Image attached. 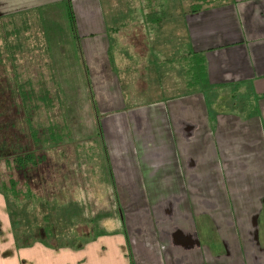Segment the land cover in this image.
<instances>
[{"label": "crops", "instance_id": "obj_1", "mask_svg": "<svg viewBox=\"0 0 264 264\" xmlns=\"http://www.w3.org/2000/svg\"><path fill=\"white\" fill-rule=\"evenodd\" d=\"M68 1L0 0V19L53 6L66 9L67 19L72 12L76 38L70 32V39L78 41L72 46L95 88L112 180L161 208H185L182 218L159 217L150 247L142 209L124 205L132 258L264 264V0L194 2L186 10L166 0L157 34L135 26V0L127 3V21L124 0ZM140 21L148 24L142 14ZM175 56L203 62L204 85L190 88L182 73L174 74L185 72L169 63ZM3 210L0 264H20L15 240L25 245ZM118 228L64 246V264H128V242Z\"/></svg>", "mask_w": 264, "mask_h": 264}, {"label": "rangeland", "instance_id": "obj_2", "mask_svg": "<svg viewBox=\"0 0 264 264\" xmlns=\"http://www.w3.org/2000/svg\"><path fill=\"white\" fill-rule=\"evenodd\" d=\"M131 1L124 0L123 6L121 5L122 11H126V14L122 15L125 21L132 17L128 15L131 11L127 4ZM169 1L175 3V9L186 10V5L190 6V3L204 4L205 1L215 3L218 0ZM135 2H138L136 7L139 9L134 14L135 26H148L152 31L147 33L157 34V30H153L156 21L150 19V13H154L156 20L162 21L165 18L164 14L166 17L168 15V9L164 13L163 8L167 1L135 0ZM65 4L69 6V1L65 0ZM147 13L150 23L144 24L140 21L137 24L140 15L145 18ZM66 16V9L63 12L61 6H53L38 9L24 16L0 19V34H4L3 29L6 32L14 28L22 30L18 38L10 37L5 40L23 45L21 51L14 55L16 61L4 59V63H0V155L12 149L7 147L15 144L20 130L28 134L19 113L21 99L17 94L18 89L14 84L12 93L8 84V81L14 82L15 73L22 77V81L32 80L35 90L38 83L44 80L51 95L55 97L51 110L45 112L42 107L33 113L35 127L47 130L49 123H54L59 128L64 127L63 144L45 145L48 154L46 163L36 172L31 171L18 176L20 181L32 185L41 201L17 204L0 194V214L1 208H4L3 213L11 222L13 229L20 231L23 238L25 237L24 240L26 239L24 245L29 246L21 244L15 247V255L18 254L20 264H64V246L79 243L86 236L92 235L96 238L97 235L114 227L120 228L118 229L121 235L128 242L126 248L128 264H138L139 262L130 254L131 244L128 241L123 206L130 204L133 210L142 209L144 214L138 215L146 217V221L140 226L145 229L144 234L148 237V240L147 238L145 240L149 242L147 244L150 247H154L155 244L152 235L157 229L159 217L165 215L170 221L178 216L182 218L185 215V208L173 203L161 208L158 202H146L143 192L126 190L112 180L111 166L108 165L106 150L101 140L100 125L103 120L93 103L95 88H91L86 69H83L82 58L74 50L75 46H78V41L74 39L73 42L70 39V32L72 36L75 34L76 25ZM144 33L146 34V31ZM74 37L76 38V34ZM71 41L75 46H72ZM2 48L3 43L0 41L1 52ZM173 54L174 51L171 50L170 55ZM169 63L181 64L185 72L175 70L174 74L182 73L188 80L187 77L190 75L186 71L189 66L182 56L172 57ZM50 78L55 84L49 82ZM187 83L193 88L195 82L193 79L190 82L189 79ZM13 105H16V112ZM85 162L87 165L84 169L82 164ZM82 169L85 172L78 174ZM77 170L80 171L75 173ZM140 205L142 208H136ZM44 248L50 252L47 253ZM91 257L93 255L88 256L86 261L89 262Z\"/></svg>", "mask_w": 264, "mask_h": 264}, {"label": "trees", "instance_id": "obj_3", "mask_svg": "<svg viewBox=\"0 0 264 264\" xmlns=\"http://www.w3.org/2000/svg\"><path fill=\"white\" fill-rule=\"evenodd\" d=\"M204 4L212 5L214 3H207V1H205ZM153 15L154 13L151 12L150 19H155V26L159 27L162 24L163 20H156L155 16ZM68 19L72 24H74L73 15L70 10H68ZM144 19H146V21L150 23L148 13L146 14V17ZM3 33L4 34H0L2 38H0V41L3 43V52H1L0 50V63H4V59L5 61H16L14 55L17 52L21 51L23 45H20L18 43L12 44L5 39H9L10 37L18 38L22 33V30L19 28H14L13 30L6 32V30L3 29ZM188 66L189 67L186 72L190 76L187 78L188 80L190 79V82L192 79L194 80L195 83L193 88L204 85V83L206 82V73L205 68L203 67V62H193V60H190L188 62ZM19 76V74L15 73L14 82L12 83L11 80V82L8 81V84L12 93L14 84L18 89L17 94L21 99L19 113L21 115L23 123L27 127L28 134H25L26 132H22V130H20L18 134L19 138L16 140L15 144L13 146L7 147L12 149L9 150V152L0 155V194L4 198H9L17 204H21L26 201L39 203L41 201L40 197L36 194V191L33 189L32 185H30L28 182L20 181L18 176L31 171L36 172L44 163H46L48 154L46 153L47 147H45V145L63 144L64 133L62 132H64V127L59 128V126L54 123H49V125L47 126V130H39L35 127L32 118L33 113L35 114V112L39 111L42 107L44 108L45 112L51 110L53 108V101L55 97L51 95L49 88L47 87L44 80H41L38 83V88L35 90L33 88L32 80L22 81V77ZM49 82L51 84H55L52 80ZM187 86L189 87V85ZM13 107L16 112V105H13ZM62 158H64V154ZM86 163L87 162L82 164L84 166V169L87 165ZM84 169H82V172H79L78 174H82L83 172H85ZM78 171L80 170L74 172L77 173ZM79 180L80 179L78 178L77 181ZM119 216L121 217H119L120 221H122V213H120ZM9 225L10 231L12 232L13 236L19 239L21 243L25 244L26 239L24 240L25 237L23 238L22 234H20V231L14 230L11 222H9ZM15 244L16 246L18 245L16 240Z\"/></svg>", "mask_w": 264, "mask_h": 264}]
</instances>
